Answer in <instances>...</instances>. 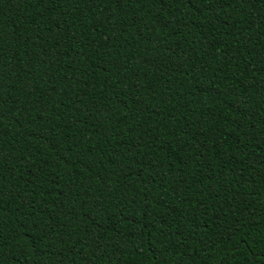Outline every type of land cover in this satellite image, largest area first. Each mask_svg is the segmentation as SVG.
<instances>
[{
	"label": "trees",
	"instance_id": "obj_1",
	"mask_svg": "<svg viewBox=\"0 0 264 264\" xmlns=\"http://www.w3.org/2000/svg\"><path fill=\"white\" fill-rule=\"evenodd\" d=\"M0 264H264V0H0Z\"/></svg>",
	"mask_w": 264,
	"mask_h": 264
}]
</instances>
